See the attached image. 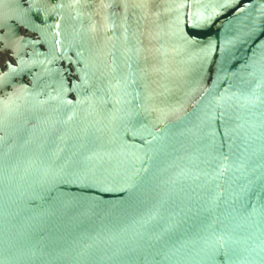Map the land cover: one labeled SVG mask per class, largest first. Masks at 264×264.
Returning <instances> with one entry per match:
<instances>
[{"label":"water","instance_id":"water-1","mask_svg":"<svg viewBox=\"0 0 264 264\" xmlns=\"http://www.w3.org/2000/svg\"><path fill=\"white\" fill-rule=\"evenodd\" d=\"M0 264H264V0H0Z\"/></svg>","mask_w":264,"mask_h":264}]
</instances>
